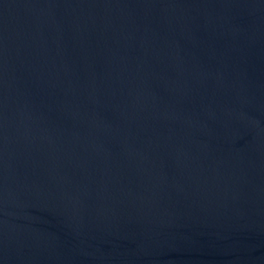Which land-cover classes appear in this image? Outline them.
<instances>
[{
    "label": "water",
    "instance_id": "water-1",
    "mask_svg": "<svg viewBox=\"0 0 264 264\" xmlns=\"http://www.w3.org/2000/svg\"><path fill=\"white\" fill-rule=\"evenodd\" d=\"M0 264H264V0H0Z\"/></svg>",
    "mask_w": 264,
    "mask_h": 264
}]
</instances>
